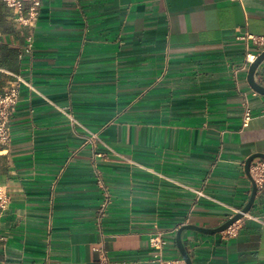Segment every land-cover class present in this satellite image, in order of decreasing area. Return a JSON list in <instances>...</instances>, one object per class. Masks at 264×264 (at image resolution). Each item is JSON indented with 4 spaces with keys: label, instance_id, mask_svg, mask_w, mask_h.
Here are the masks:
<instances>
[{
    "label": "crops",
    "instance_id": "obj_1",
    "mask_svg": "<svg viewBox=\"0 0 264 264\" xmlns=\"http://www.w3.org/2000/svg\"><path fill=\"white\" fill-rule=\"evenodd\" d=\"M18 17L0 0V96L29 84L0 144V264H158L157 231L164 261L186 264L178 229L244 208L246 160L264 154V96L242 69L264 50L246 39L264 37V0H41ZM182 238L193 264H264V190L236 237Z\"/></svg>",
    "mask_w": 264,
    "mask_h": 264
},
{
    "label": "built area",
    "instance_id": "obj_2",
    "mask_svg": "<svg viewBox=\"0 0 264 264\" xmlns=\"http://www.w3.org/2000/svg\"><path fill=\"white\" fill-rule=\"evenodd\" d=\"M6 5L16 10L19 13L17 21L23 25H28L32 23L35 19L38 18L41 8V0H3ZM242 1V0H237ZM27 8V16L23 15L24 9ZM246 39L250 41L255 46L264 48V37H256L253 35L246 36ZM28 50L31 51L32 40L29 39ZM256 55L249 54L247 55L246 62L242 67L243 70H248L249 65L256 59ZM22 85H29L21 76H16L15 81L10 86V88L0 96V144L8 146L11 141L10 134V122L14 115L16 106L19 102L21 95ZM253 119L252 110L250 106L245 104L244 113H243V127L247 128L250 125L251 120ZM251 174L253 179L257 184L258 193L263 192L264 190V160L256 159L251 165ZM201 195V192H198ZM10 203V198L7 193L0 188V210H6ZM107 204L105 203L102 206V209L106 208ZM241 212V209H233V213L228 216V219L232 218L236 214ZM247 216V215H246ZM245 216V217H246ZM227 219V220H228ZM242 220L237 221L235 224L230 226L226 231L222 232L226 239H231L237 236L239 230V224ZM1 240V236H0ZM150 246H151V255L152 262L158 264H168L164 261V251L167 247V241L164 238L162 232H154L150 234ZM101 257L106 260L107 253L103 249L97 250ZM108 264V263H106Z\"/></svg>",
    "mask_w": 264,
    "mask_h": 264
},
{
    "label": "water",
    "instance_id": "obj_3",
    "mask_svg": "<svg viewBox=\"0 0 264 264\" xmlns=\"http://www.w3.org/2000/svg\"><path fill=\"white\" fill-rule=\"evenodd\" d=\"M263 62H264V50L249 65L248 75H247V81H248L250 87L256 93H258L262 96H264V86L262 84H260L259 82H257L255 75H256V72H257L259 66ZM256 159H263L264 160V154L263 153L254 154V155L250 156L246 160V163H245V172H246V175L252 184V193H251L250 199L247 202V204L244 206V208L241 209V212H239L238 214H236L232 218L226 220L225 222H223L222 224H220L219 226H217L215 228H206V227H200V226L190 224V225L181 226L178 229L177 235H176V243H177L178 249H179L183 259L185 260L186 264H193V261H192L190 255H189V252H188V250L185 247L184 242H183L182 235L185 231H188V230L189 231H195V232H198L201 234H206V235H215L218 233H222V232L226 231L230 226L235 224L237 221L244 219V217L251 212V210L255 204V200L257 197V193H258L257 184H256V182L253 179L252 174H251V165Z\"/></svg>",
    "mask_w": 264,
    "mask_h": 264
}]
</instances>
